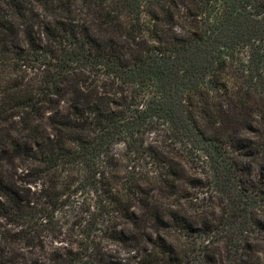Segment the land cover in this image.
Segmentation results:
<instances>
[{
	"label": "trees",
	"instance_id": "obj_1",
	"mask_svg": "<svg viewBox=\"0 0 264 264\" xmlns=\"http://www.w3.org/2000/svg\"><path fill=\"white\" fill-rule=\"evenodd\" d=\"M261 262L264 0H0V264Z\"/></svg>",
	"mask_w": 264,
	"mask_h": 264
},
{
	"label": "rangeland",
	"instance_id": "obj_2",
	"mask_svg": "<svg viewBox=\"0 0 264 264\" xmlns=\"http://www.w3.org/2000/svg\"><path fill=\"white\" fill-rule=\"evenodd\" d=\"M67 101L66 102H64V103H62L61 105H60V107H59V112L62 114V113H64V110L66 109V106H67ZM215 183V182H214ZM229 187H230V191H232V186H230L229 185ZM214 189H216V190H218V191H220L221 189L223 190H227L226 189V186L224 185V184H222V183H218V185H216V183L214 184ZM236 226V225H235ZM114 249H116L117 251H119L120 253H121V248L120 247H118V246H116V247H114ZM259 256V260L261 261V259H262V256L261 255H258ZM261 264H262V262H261Z\"/></svg>",
	"mask_w": 264,
	"mask_h": 264
}]
</instances>
